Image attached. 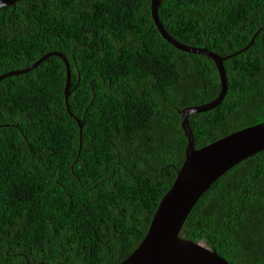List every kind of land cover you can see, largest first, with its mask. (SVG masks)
I'll return each mask as SVG.
<instances>
[{
  "label": "trees",
  "instance_id": "obj_1",
  "mask_svg": "<svg viewBox=\"0 0 264 264\" xmlns=\"http://www.w3.org/2000/svg\"><path fill=\"white\" fill-rule=\"evenodd\" d=\"M179 41L227 56L228 93L194 113L197 148L264 122V0H163ZM0 264H119L145 238L188 140L181 113L213 101V58L159 32L151 0H20L0 9ZM183 236L264 264V150L200 198Z\"/></svg>",
  "mask_w": 264,
  "mask_h": 264
},
{
  "label": "water",
  "instance_id": "obj_2",
  "mask_svg": "<svg viewBox=\"0 0 264 264\" xmlns=\"http://www.w3.org/2000/svg\"><path fill=\"white\" fill-rule=\"evenodd\" d=\"M17 1L20 0H0V9L14 5ZM162 2L163 0H151L152 17L159 32L170 44L184 52L213 58L221 78V91L213 101L179 110L182 115V128L188 140L185 161L178 170L172 187L162 198L145 238L138 248L119 264H232L204 241L198 242L184 237L183 233L186 231L184 225L200 198L222 175L244 159L264 150V122L238 130L202 148H197L190 116L194 113L210 111L222 104L229 89L225 61L247 50L260 30L245 48L222 56L208 47L191 46L172 36L160 18L159 9ZM52 56L63 58L67 64L66 107L80 126V152L84 124L70 107L72 72L69 60L63 53L49 52L27 68L0 75V81L28 73Z\"/></svg>",
  "mask_w": 264,
  "mask_h": 264
}]
</instances>
